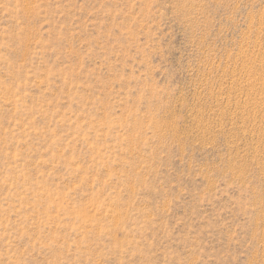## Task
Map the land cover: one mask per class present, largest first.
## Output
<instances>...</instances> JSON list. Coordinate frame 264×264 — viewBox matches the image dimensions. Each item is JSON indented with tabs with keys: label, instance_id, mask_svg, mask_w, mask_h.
Wrapping results in <instances>:
<instances>
[{
	"label": "rangeland",
	"instance_id": "rangeland-1",
	"mask_svg": "<svg viewBox=\"0 0 264 264\" xmlns=\"http://www.w3.org/2000/svg\"><path fill=\"white\" fill-rule=\"evenodd\" d=\"M0 264H264V0H0Z\"/></svg>",
	"mask_w": 264,
	"mask_h": 264
}]
</instances>
